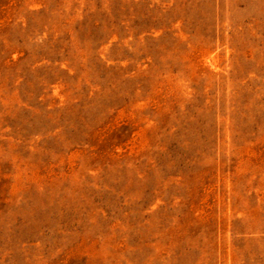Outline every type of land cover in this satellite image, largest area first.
<instances>
[{
  "label": "rangeland",
  "instance_id": "1",
  "mask_svg": "<svg viewBox=\"0 0 264 264\" xmlns=\"http://www.w3.org/2000/svg\"><path fill=\"white\" fill-rule=\"evenodd\" d=\"M0 264H264V0H0Z\"/></svg>",
  "mask_w": 264,
  "mask_h": 264
}]
</instances>
